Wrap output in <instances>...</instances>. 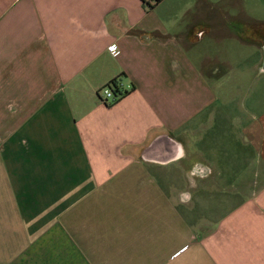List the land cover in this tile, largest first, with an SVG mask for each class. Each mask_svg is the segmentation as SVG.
<instances>
[{
    "label": "crops",
    "instance_id": "0c3cea01",
    "mask_svg": "<svg viewBox=\"0 0 264 264\" xmlns=\"http://www.w3.org/2000/svg\"><path fill=\"white\" fill-rule=\"evenodd\" d=\"M151 1L0 0V264H264V0Z\"/></svg>",
    "mask_w": 264,
    "mask_h": 264
},
{
    "label": "built area",
    "instance_id": "2783aa9c",
    "mask_svg": "<svg viewBox=\"0 0 264 264\" xmlns=\"http://www.w3.org/2000/svg\"><path fill=\"white\" fill-rule=\"evenodd\" d=\"M154 4L155 1L152 0L151 4ZM113 47V46H112ZM115 48V47H114ZM115 54H118L119 51L114 50ZM129 87V86H128ZM128 88L124 85V82L121 80L120 77H117L110 80L107 84H104L99 90H98V96L99 100L103 102L104 104H113L118 99H120L123 95H126L128 92Z\"/></svg>",
    "mask_w": 264,
    "mask_h": 264
},
{
    "label": "rangeland",
    "instance_id": "374dc122",
    "mask_svg": "<svg viewBox=\"0 0 264 264\" xmlns=\"http://www.w3.org/2000/svg\"><path fill=\"white\" fill-rule=\"evenodd\" d=\"M224 8H229L230 10L231 9H237V8H239V5L237 4L236 5V3H235V1L234 0H225L224 1ZM227 34H225V35H227V36H224V39H225V41L222 43V41L221 42H219V43H221V45L222 44H232L233 42L234 43H237V44H239V43H242V40L241 39H237V38H235L234 37V34H229V32L227 31L226 32ZM224 35V33H222V36ZM221 36V37H222ZM212 38H214V40H215V35H213L211 38H210V41H209V43L210 44H212L213 45V43H214V41L212 40ZM246 39V38H245ZM216 43H218V41H216ZM218 43V44H219ZM211 45V47H210V49H212V53H214L215 52V50H216V47L215 46H212ZM228 46V45H227Z\"/></svg>",
    "mask_w": 264,
    "mask_h": 264
},
{
    "label": "trees",
    "instance_id": "16d2710c",
    "mask_svg": "<svg viewBox=\"0 0 264 264\" xmlns=\"http://www.w3.org/2000/svg\"><path fill=\"white\" fill-rule=\"evenodd\" d=\"M154 1H155L154 4L148 3L149 7H153L155 4H157V3L160 2L161 0H154Z\"/></svg>",
    "mask_w": 264,
    "mask_h": 264
}]
</instances>
